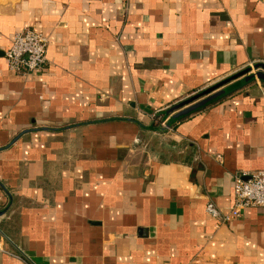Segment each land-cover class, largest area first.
Masks as SVG:
<instances>
[{"label": "crops", "instance_id": "1", "mask_svg": "<svg viewBox=\"0 0 264 264\" xmlns=\"http://www.w3.org/2000/svg\"><path fill=\"white\" fill-rule=\"evenodd\" d=\"M26 26L47 62L21 75ZM257 63L264 0H0V264H264L263 207L206 211L264 170V82L166 114Z\"/></svg>", "mask_w": 264, "mask_h": 264}, {"label": "built area", "instance_id": "2", "mask_svg": "<svg viewBox=\"0 0 264 264\" xmlns=\"http://www.w3.org/2000/svg\"><path fill=\"white\" fill-rule=\"evenodd\" d=\"M48 39L33 27H24L11 38L4 52L7 68L14 73L26 75L37 72L46 65ZM162 125L164 123L162 122ZM233 204L229 213L221 215L213 204L206 205V211L219 216L222 222L238 217L245 208H264V170L236 173L232 183Z\"/></svg>", "mask_w": 264, "mask_h": 264}, {"label": "water", "instance_id": "3", "mask_svg": "<svg viewBox=\"0 0 264 264\" xmlns=\"http://www.w3.org/2000/svg\"><path fill=\"white\" fill-rule=\"evenodd\" d=\"M238 77H244L245 80L255 77L256 79L262 80L264 82V64L257 63L243 68L242 70L228 76L220 82H217L168 108V110H166V114L178 110L171 116V120H177L193 111L198 110L199 108L227 93L232 88L231 85L227 86V84Z\"/></svg>", "mask_w": 264, "mask_h": 264}]
</instances>
